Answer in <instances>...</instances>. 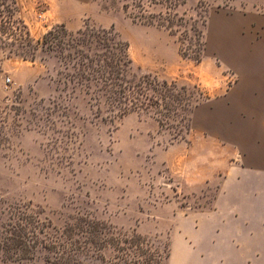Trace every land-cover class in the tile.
<instances>
[{
  "label": "rangeland",
  "instance_id": "374dc122",
  "mask_svg": "<svg viewBox=\"0 0 264 264\" xmlns=\"http://www.w3.org/2000/svg\"><path fill=\"white\" fill-rule=\"evenodd\" d=\"M45 7L38 0H0V108L43 73L29 47L60 24L69 29L66 39L103 28L123 41L140 73L148 76L143 83L150 87L144 90L150 104L126 113L114 126L82 129L57 120L46 132L21 131L12 139L14 159L7 168L17 174L21 188L31 181L33 187L22 193L33 191L37 201L56 206L61 192L89 196L120 231L119 239H136L148 264L160 259L164 264L175 214L208 208L234 160L232 149L195 134L186 123L188 109L226 91L234 80L218 59L200 49L202 20L214 7H251L230 0H91L81 22L71 26L43 15ZM159 94L164 99L157 106L153 101ZM171 94L176 101L167 107ZM25 163L35 170L33 177ZM197 224L193 219L185 236L190 249L182 264H207L199 244L222 236L219 228Z\"/></svg>",
  "mask_w": 264,
  "mask_h": 264
},
{
  "label": "trees",
  "instance_id": "16d2710c",
  "mask_svg": "<svg viewBox=\"0 0 264 264\" xmlns=\"http://www.w3.org/2000/svg\"><path fill=\"white\" fill-rule=\"evenodd\" d=\"M230 1L251 7L242 10L264 13V0ZM209 11L201 23L202 52ZM66 30L64 24L57 25L33 42L29 53L44 67L43 73L0 108V264H148L137 240L119 239L120 231L89 196L61 192L56 206L37 201L33 191L22 193L33 187L31 181L21 188L17 174L7 168L14 159L12 139L21 131L46 132L57 120L73 121L82 129L103 128L114 126L128 112L148 109L151 98L144 90L150 87L143 83L148 76L140 73L123 41L103 28L67 39ZM162 99L159 94L153 103L158 106ZM175 99L171 94L167 107ZM191 115L188 109L187 125ZM24 165L33 177L35 170ZM170 245L171 237L164 264Z\"/></svg>",
  "mask_w": 264,
  "mask_h": 264
},
{
  "label": "crops",
  "instance_id": "0c3cea01",
  "mask_svg": "<svg viewBox=\"0 0 264 264\" xmlns=\"http://www.w3.org/2000/svg\"><path fill=\"white\" fill-rule=\"evenodd\" d=\"M38 1L46 4L43 15L68 26L79 24L91 5V0ZM204 53L218 59L236 81L196 104L190 127L232 149L234 160L208 208L175 214L168 264H182L193 219L222 234L199 244L207 264H264V13L211 8Z\"/></svg>",
  "mask_w": 264,
  "mask_h": 264
},
{
  "label": "built area",
  "instance_id": "2783aa9c",
  "mask_svg": "<svg viewBox=\"0 0 264 264\" xmlns=\"http://www.w3.org/2000/svg\"><path fill=\"white\" fill-rule=\"evenodd\" d=\"M10 83V79L9 78H5V86L8 85Z\"/></svg>",
  "mask_w": 264,
  "mask_h": 264
},
{
  "label": "water",
  "instance_id": "95a60500",
  "mask_svg": "<svg viewBox=\"0 0 264 264\" xmlns=\"http://www.w3.org/2000/svg\"><path fill=\"white\" fill-rule=\"evenodd\" d=\"M167 183V181L166 180H162V183ZM188 206L187 207H189L190 205L189 204H187Z\"/></svg>",
  "mask_w": 264,
  "mask_h": 264
}]
</instances>
